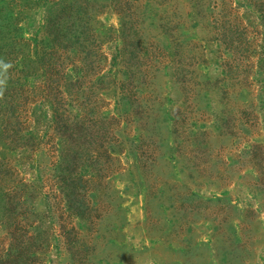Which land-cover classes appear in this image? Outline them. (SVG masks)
<instances>
[{
    "label": "rangeland",
    "instance_id": "rangeland-1",
    "mask_svg": "<svg viewBox=\"0 0 264 264\" xmlns=\"http://www.w3.org/2000/svg\"><path fill=\"white\" fill-rule=\"evenodd\" d=\"M0 264H264V0H0Z\"/></svg>",
    "mask_w": 264,
    "mask_h": 264
}]
</instances>
